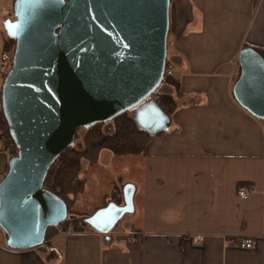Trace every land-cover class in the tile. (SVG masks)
I'll list each match as a JSON object with an SVG mask.
<instances>
[{
    "label": "crops",
    "instance_id": "obj_1",
    "mask_svg": "<svg viewBox=\"0 0 264 264\" xmlns=\"http://www.w3.org/2000/svg\"><path fill=\"white\" fill-rule=\"evenodd\" d=\"M13 2L0 0V56ZM168 39L177 106L170 128L133 159L137 224L128 219V231L107 242L64 229L50 239L56 264H264V120L232 94L240 50L264 48V0H171ZM8 160L0 145V179ZM239 184L247 198L237 196ZM242 238L252 248L238 246ZM0 264L50 263L37 248L7 247L0 231Z\"/></svg>",
    "mask_w": 264,
    "mask_h": 264
},
{
    "label": "water",
    "instance_id": "obj_2",
    "mask_svg": "<svg viewBox=\"0 0 264 264\" xmlns=\"http://www.w3.org/2000/svg\"><path fill=\"white\" fill-rule=\"evenodd\" d=\"M171 0H14L3 30L15 40L0 101L17 153L0 179V228L5 244H44L47 229L76 219L112 240L134 213L133 183H121V203L109 199L90 214H69L43 184L77 127L90 128L131 111L154 136L171 117L150 96L161 86ZM236 102L264 120V59L252 47L238 54Z\"/></svg>",
    "mask_w": 264,
    "mask_h": 264
},
{
    "label": "trees",
    "instance_id": "obj_3",
    "mask_svg": "<svg viewBox=\"0 0 264 264\" xmlns=\"http://www.w3.org/2000/svg\"><path fill=\"white\" fill-rule=\"evenodd\" d=\"M5 39L2 49L3 51H9L13 55L15 40L7 37V35ZM252 48L264 59V48L254 46ZM10 66L11 63H2V80L3 74L5 73V77L8 71L7 69L4 72L3 69ZM237 78L234 79V82ZM165 87L172 88L174 93L165 91ZM178 89V80L173 76H166L161 86L155 91L160 97L158 105L169 116L176 109L177 100L175 94L178 92ZM0 132L10 137L8 124L1 108ZM151 137L137 126L131 115V111L124 112L108 122L96 124L90 128L77 127L74 132V144L61 151L58 158L49 168L43 186L65 202L69 214L83 215L84 213L75 209V204L79 194L84 191V179L81 176L84 165L97 163L103 150H107L115 156L143 153ZM10 141L12 142V146L9 147V150L16 154L17 149L11 137ZM106 201L104 200V205ZM69 225L76 232L94 231L89 226H81L76 219L66 220L57 227L48 228L44 244L36 247L44 254L45 260L48 263L56 264L60 259V252L53 247L50 239Z\"/></svg>",
    "mask_w": 264,
    "mask_h": 264
},
{
    "label": "rangeland",
    "instance_id": "obj_4",
    "mask_svg": "<svg viewBox=\"0 0 264 264\" xmlns=\"http://www.w3.org/2000/svg\"><path fill=\"white\" fill-rule=\"evenodd\" d=\"M9 15L11 17L12 13L10 12ZM5 40L6 39H4V42ZM168 53L170 54L169 50ZM9 68L5 67L3 69L4 72H6L7 69L9 70ZM136 158H138L137 154L115 156L109 151L103 150L97 163L84 165L81 172V176L84 179V191L79 194L75 209L84 214H90L95 211L96 208L104 206V200L112 199L116 202H121V183L135 184L134 181L138 182L139 174L137 161L133 160ZM137 199L138 198L135 200L137 212L133 215L124 216L113 228L111 235L123 234V232L128 231L129 223H126L128 219L133 220L132 225L137 224Z\"/></svg>",
    "mask_w": 264,
    "mask_h": 264
},
{
    "label": "built area",
    "instance_id": "obj_5",
    "mask_svg": "<svg viewBox=\"0 0 264 264\" xmlns=\"http://www.w3.org/2000/svg\"><path fill=\"white\" fill-rule=\"evenodd\" d=\"M171 44H172V42L168 39V36H167V57H166L165 65H164V78L166 76H174V74H175L174 60L172 59L171 54L168 53V50H169ZM0 59H1L2 63H11L12 55L10 54L9 51L4 50L1 53ZM150 97L153 98L157 103L160 101L159 95L156 94L155 92ZM0 108H1V101H0ZM263 132H264V127H263ZM0 145L4 146V148L9 151V159L16 155L9 150V147L12 146V142L10 141V137L7 134L1 133V132H0ZM5 146H8V147H5ZM249 192H250V188L246 184H239L237 191H236L237 196L239 198H243V199L247 198ZM71 230H72L71 225H69L66 228V231H71ZM0 231L3 233L1 228H0ZM197 239L198 238H195V241H197ZM237 244L241 248L249 249V248H252V246H253V240H252V238H242V239L238 240Z\"/></svg>",
    "mask_w": 264,
    "mask_h": 264
},
{
    "label": "flooded vegetation",
    "instance_id": "obj_6",
    "mask_svg": "<svg viewBox=\"0 0 264 264\" xmlns=\"http://www.w3.org/2000/svg\"><path fill=\"white\" fill-rule=\"evenodd\" d=\"M118 203H121V202H118Z\"/></svg>",
    "mask_w": 264,
    "mask_h": 264
}]
</instances>
